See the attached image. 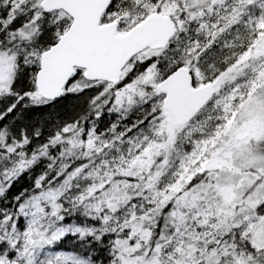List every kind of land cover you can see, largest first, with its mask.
Segmentation results:
<instances>
[{"label":"snow or ice","instance_id":"snow-or-ice-1","mask_svg":"<svg viewBox=\"0 0 264 264\" xmlns=\"http://www.w3.org/2000/svg\"><path fill=\"white\" fill-rule=\"evenodd\" d=\"M0 264H264V0H0Z\"/></svg>","mask_w":264,"mask_h":264},{"label":"trees","instance_id":"trees-1","mask_svg":"<svg viewBox=\"0 0 264 264\" xmlns=\"http://www.w3.org/2000/svg\"><path fill=\"white\" fill-rule=\"evenodd\" d=\"M65 114L67 115H71L72 113L70 111H65ZM34 118H38V117H34ZM21 186H24L23 184ZM67 247H71V245H67Z\"/></svg>","mask_w":264,"mask_h":264}]
</instances>
